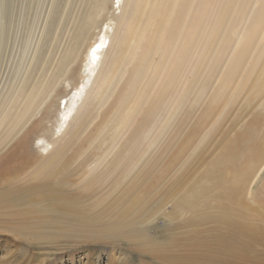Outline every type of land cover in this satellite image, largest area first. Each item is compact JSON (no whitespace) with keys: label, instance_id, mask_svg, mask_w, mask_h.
Wrapping results in <instances>:
<instances>
[{"label":"rangeland","instance_id":"1","mask_svg":"<svg viewBox=\"0 0 264 264\" xmlns=\"http://www.w3.org/2000/svg\"><path fill=\"white\" fill-rule=\"evenodd\" d=\"M45 1L32 4L36 19ZM77 1L92 19L96 0ZM113 1L86 43L119 15ZM153 1L141 4L148 17ZM204 1L209 36L195 63L196 0H186L167 38L185 36L178 65L158 40L146 70L161 60L160 71L130 88L127 46L66 132L58 119L74 89L62 81L53 118H34L26 149L0 151V194L15 190L0 198V264H264V0ZM86 63L84 54L78 85ZM168 65L176 71L162 84Z\"/></svg>","mask_w":264,"mask_h":264},{"label":"bare ground","instance_id":"2","mask_svg":"<svg viewBox=\"0 0 264 264\" xmlns=\"http://www.w3.org/2000/svg\"><path fill=\"white\" fill-rule=\"evenodd\" d=\"M108 2L109 0H96L97 8L91 14L92 20L89 14L83 15L86 8H82L79 1L47 0L43 3L40 17L36 19V10L32 5H36L35 0H0V151L10 152L13 144L20 151L26 149L25 143L30 135H37L34 130L30 131L34 118L38 114L39 121H50L53 118L58 100L64 93L56 89L62 81H68L71 89H74L58 119L57 134L66 132L101 94V88L113 77L119 64L120 52L127 46L130 50L129 68H132V72L126 81L131 82L130 88L135 86L137 80L147 84L149 77L160 71L163 62L161 60L152 62L146 70L149 47L152 44L155 46L154 43L158 40L161 44L157 47V53L164 54L163 47L168 43L172 49L170 64L178 65L181 62V47L185 36L169 42L167 38L171 35L174 21L177 22L184 14L186 0H155L153 2L156 4L148 9L151 11L150 17L142 13L143 0H114L113 4L119 10V15H111L109 23L99 31L98 38L86 43V34L96 27L95 16L107 10ZM166 8L170 9L169 16L159 20V13L163 16ZM206 9L204 0H196L190 29H195L200 41L192 63L200 59L206 50L209 32ZM254 24L253 22V25L243 29L237 45L249 36L255 28ZM261 31L264 28L259 33ZM263 35L264 32L261 36L264 37ZM128 40L130 45L127 44ZM164 40L166 42L163 46ZM84 54L87 56V63L83 82L78 85L77 71ZM233 58L236 59L235 53ZM199 62L202 64L204 59ZM175 71L170 65L166 66L167 76L162 84L169 82ZM186 79L185 75L180 76L181 86H184ZM88 84L90 87L87 89ZM56 140L53 139L51 144ZM12 152L14 151L10 153ZM42 176L45 177V174L42 173ZM251 188L250 186L248 191L250 195ZM13 195L15 190L7 189L0 194V198Z\"/></svg>","mask_w":264,"mask_h":264}]
</instances>
